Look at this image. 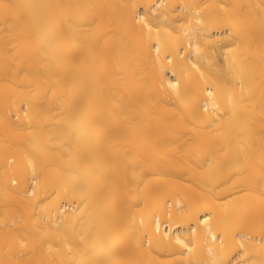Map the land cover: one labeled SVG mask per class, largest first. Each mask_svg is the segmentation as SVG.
I'll return each mask as SVG.
<instances>
[{"label": "bare ground", "instance_id": "1", "mask_svg": "<svg viewBox=\"0 0 264 264\" xmlns=\"http://www.w3.org/2000/svg\"><path fill=\"white\" fill-rule=\"evenodd\" d=\"M253 3L0 0V264H264Z\"/></svg>", "mask_w": 264, "mask_h": 264}, {"label": "rangeland", "instance_id": "2", "mask_svg": "<svg viewBox=\"0 0 264 264\" xmlns=\"http://www.w3.org/2000/svg\"><path fill=\"white\" fill-rule=\"evenodd\" d=\"M254 3L256 0H253ZM253 3V5H254ZM256 7V4L255 6ZM254 14V13H253ZM255 17V15H254ZM253 17V19H255ZM255 21V20H254ZM256 24H251V27L253 26L255 28ZM257 32V31H256ZM251 31V33H255ZM251 39H254V36ZM254 42V40H251ZM235 45H230L228 48H234ZM221 57V56H220ZM8 162L11 163L9 160ZM217 165V168L214 171L215 178L226 185L227 187L231 188V190L226 194L227 199H238L242 196H252L257 194L258 192L261 195H264V189H256L251 186H253V182L250 181H243V177L246 175V173L240 168L239 165V157L236 154H214L213 155V164ZM85 164V163H84ZM12 165L8 164V168H10ZM12 168V167H11Z\"/></svg>", "mask_w": 264, "mask_h": 264}]
</instances>
